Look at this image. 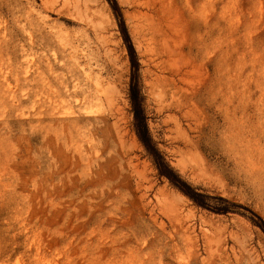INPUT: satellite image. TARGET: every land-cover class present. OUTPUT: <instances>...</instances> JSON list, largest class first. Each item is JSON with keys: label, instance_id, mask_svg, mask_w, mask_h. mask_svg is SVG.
Returning a JSON list of instances; mask_svg holds the SVG:
<instances>
[{"label": "rangeland", "instance_id": "rangeland-1", "mask_svg": "<svg viewBox=\"0 0 264 264\" xmlns=\"http://www.w3.org/2000/svg\"><path fill=\"white\" fill-rule=\"evenodd\" d=\"M154 140L264 217V0H118ZM107 0H0V264H264L246 217L196 206L133 126Z\"/></svg>", "mask_w": 264, "mask_h": 264}, {"label": "trees", "instance_id": "trees-1", "mask_svg": "<svg viewBox=\"0 0 264 264\" xmlns=\"http://www.w3.org/2000/svg\"><path fill=\"white\" fill-rule=\"evenodd\" d=\"M117 20L119 31L127 49L131 65L130 102L133 113V126L141 144L155 164L160 177L168 179L172 186L189 198L196 206L216 214L237 213L246 217L264 233V217L250 207L235 202L225 196L203 191L184 179L170 164L153 138L148 124L141 86L140 60L129 28L118 0H107Z\"/></svg>", "mask_w": 264, "mask_h": 264}]
</instances>
